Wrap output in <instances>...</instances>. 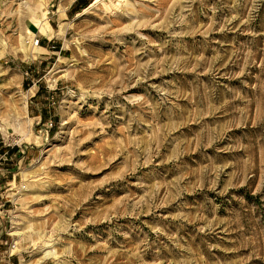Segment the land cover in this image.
<instances>
[{
  "label": "rangeland",
  "instance_id": "374dc122",
  "mask_svg": "<svg viewBox=\"0 0 264 264\" xmlns=\"http://www.w3.org/2000/svg\"><path fill=\"white\" fill-rule=\"evenodd\" d=\"M0 264H264V0H0Z\"/></svg>",
  "mask_w": 264,
  "mask_h": 264
},
{
  "label": "built area",
  "instance_id": "2783aa9c",
  "mask_svg": "<svg viewBox=\"0 0 264 264\" xmlns=\"http://www.w3.org/2000/svg\"><path fill=\"white\" fill-rule=\"evenodd\" d=\"M39 42H40V40L39 39H36L35 44L38 45Z\"/></svg>",
  "mask_w": 264,
  "mask_h": 264
},
{
  "label": "crops",
  "instance_id": "0c3cea01",
  "mask_svg": "<svg viewBox=\"0 0 264 264\" xmlns=\"http://www.w3.org/2000/svg\"><path fill=\"white\" fill-rule=\"evenodd\" d=\"M42 47H43L44 49H47V47H44V46H42ZM50 47H54V45H52V46L50 45Z\"/></svg>",
  "mask_w": 264,
  "mask_h": 264
}]
</instances>
